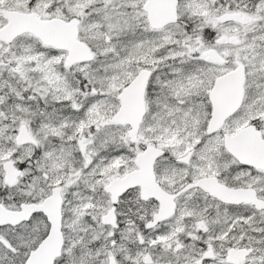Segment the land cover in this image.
Returning a JSON list of instances; mask_svg holds the SVG:
<instances>
[{"label": "snow or ice", "instance_id": "6c2138e0", "mask_svg": "<svg viewBox=\"0 0 264 264\" xmlns=\"http://www.w3.org/2000/svg\"><path fill=\"white\" fill-rule=\"evenodd\" d=\"M0 264H264V0H0Z\"/></svg>", "mask_w": 264, "mask_h": 264}]
</instances>
